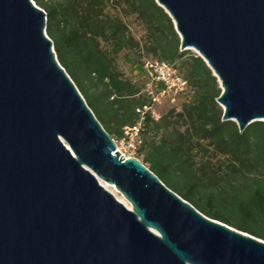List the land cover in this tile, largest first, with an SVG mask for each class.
I'll list each match as a JSON object with an SVG mask.
<instances>
[{
    "label": "water",
    "instance_id": "obj_1",
    "mask_svg": "<svg viewBox=\"0 0 264 264\" xmlns=\"http://www.w3.org/2000/svg\"><path fill=\"white\" fill-rule=\"evenodd\" d=\"M154 1L215 77L221 121L264 122V0ZM45 26L33 0H0V264H264V241L116 151Z\"/></svg>",
    "mask_w": 264,
    "mask_h": 264
},
{
    "label": "trees",
    "instance_id": "obj_2",
    "mask_svg": "<svg viewBox=\"0 0 264 264\" xmlns=\"http://www.w3.org/2000/svg\"><path fill=\"white\" fill-rule=\"evenodd\" d=\"M46 14L56 58L102 129L113 139L139 124L141 162L162 184L210 219L264 241V122L242 133L221 121L220 89L199 57L180 52L167 14L154 0H33ZM144 31L139 39L126 20ZM143 54L172 65L189 101L153 120L150 103L124 78L117 60L143 68ZM182 62L183 73L174 66ZM184 67V68H183ZM146 73V71H145Z\"/></svg>",
    "mask_w": 264,
    "mask_h": 264
},
{
    "label": "rangeland",
    "instance_id": "obj_3",
    "mask_svg": "<svg viewBox=\"0 0 264 264\" xmlns=\"http://www.w3.org/2000/svg\"><path fill=\"white\" fill-rule=\"evenodd\" d=\"M126 22L128 24L129 30L136 35V38L139 39L140 37H143L144 31H143L142 26L138 22H136L133 18L126 20ZM191 56L192 57H199L195 50H193V49L187 50L186 51V57H191ZM140 61H141V63H143L142 64L143 69L141 71L140 70L138 71L134 65H132L129 62L124 61L123 59L117 60V66H118L119 72H121V74L124 78L128 79L131 83L137 84L138 86H140L139 97L147 98L148 86L151 85V81L148 78L147 73H145V65L148 63H154V62H158V61L152 59L150 56H147L146 54H143V57L141 58ZM174 64H175L174 66L176 67V69L183 73L182 62L177 61ZM191 95H192V90H189V92L187 91L185 94H182V95L176 97L175 101H173V102L170 99L163 100V103L154 107V111L157 114V118L159 119L160 117L167 115L171 110L179 111L181 109L182 105L184 103H186L187 101H189V97ZM157 120H155V121H157ZM138 125L139 124H137L136 126H138ZM125 128L126 127H123L122 131H124ZM123 137H124V133H123ZM123 137L122 138H117V137L113 138V140L116 144V150L120 154H122L126 157L133 156L136 159H138L140 162H142L143 161V155L141 153H139L141 143H139V144L135 143L132 146V142H127V140L123 139ZM98 181H99V183L103 182L102 180H99V179H98ZM109 186H111V187H109L110 190H112V191L115 190L114 186H112V185H109ZM116 195L121 200H123L124 203L127 205L126 206L125 204L122 203L124 206H126L127 208H131L130 204L125 200V198L118 191H117ZM115 199H117V198L115 197Z\"/></svg>",
    "mask_w": 264,
    "mask_h": 264
},
{
    "label": "built area",
    "instance_id": "obj_4",
    "mask_svg": "<svg viewBox=\"0 0 264 264\" xmlns=\"http://www.w3.org/2000/svg\"><path fill=\"white\" fill-rule=\"evenodd\" d=\"M145 71L151 81L148 86L147 95L150 97V103L137 110L140 116V121L145 114H149L153 120H157V114L154 107L163 103V100L170 99L172 102L175 98L185 94L188 91L187 82L176 72L175 68L167 63L154 62L145 65ZM138 126L126 127L123 131L127 142H132V146L139 144L140 138L138 135ZM117 151V150H116ZM120 154V153H119ZM124 158H128L120 154ZM132 158H135L131 156Z\"/></svg>",
    "mask_w": 264,
    "mask_h": 264
},
{
    "label": "bare ground",
    "instance_id": "obj_5",
    "mask_svg": "<svg viewBox=\"0 0 264 264\" xmlns=\"http://www.w3.org/2000/svg\"><path fill=\"white\" fill-rule=\"evenodd\" d=\"M100 184L102 185V187H103L105 190H107L108 192H111V193L117 198L118 201H120L121 203L125 204L123 200H121L119 197H117V195H116V193H117L116 189H115L114 191L110 190L109 187H111V186H109L106 182H100ZM125 205H126V204H125ZM126 206H127V205H126Z\"/></svg>",
    "mask_w": 264,
    "mask_h": 264
}]
</instances>
